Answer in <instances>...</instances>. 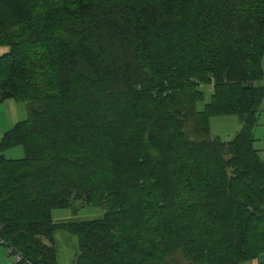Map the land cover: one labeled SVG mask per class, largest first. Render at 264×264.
<instances>
[{"label": "trees", "instance_id": "trees-1", "mask_svg": "<svg viewBox=\"0 0 264 264\" xmlns=\"http://www.w3.org/2000/svg\"><path fill=\"white\" fill-rule=\"evenodd\" d=\"M0 102L26 117L0 153V247L13 264H240L264 253V0H0ZM211 86L201 111L199 86ZM237 116L212 137L210 116ZM54 222L53 209L75 216Z\"/></svg>", "mask_w": 264, "mask_h": 264}, {"label": "rangeland", "instance_id": "rangeland-1", "mask_svg": "<svg viewBox=\"0 0 264 264\" xmlns=\"http://www.w3.org/2000/svg\"><path fill=\"white\" fill-rule=\"evenodd\" d=\"M259 68L262 74V82L259 83L264 89V54L262 55ZM198 89L202 94V99L196 102V111H201L203 106L208 103L211 89L206 86H199ZM5 105L0 104V138L2 134L8 130L12 125L19 121H22L26 117V106L20 101H14L10 99ZM209 132L212 137H217L221 141L230 140L235 132L240 126L239 118L237 116H220L214 115L210 116L207 120ZM253 143L252 147L257 151V154L262 162H264V96L263 101L257 110L256 125L252 129ZM0 155L6 160L19 159L23 156L22 149L19 146H13L7 150L0 153ZM101 209L86 207L79 209L78 213L75 215L77 217H92L101 214ZM71 216L69 209H53L50 212V217H65ZM74 244V250L76 247L75 237H69ZM55 254L57 264H71L73 261L75 253H71L68 246L63 248H56L55 244ZM64 256V258H62ZM0 264H13V259L7 254L5 248L0 247ZM240 264H264V253L257 259L240 263Z\"/></svg>", "mask_w": 264, "mask_h": 264}, {"label": "crops", "instance_id": "crops-1", "mask_svg": "<svg viewBox=\"0 0 264 264\" xmlns=\"http://www.w3.org/2000/svg\"><path fill=\"white\" fill-rule=\"evenodd\" d=\"M4 50L0 48V54L3 52ZM262 82V79L257 83V85H259V83ZM261 86V85H260ZM9 100H4L1 101L0 104L5 105L7 107L6 102H8ZM263 101V100H262ZM8 108V107H7ZM100 215L97 216H92V217H77V216H65V217H57V218H53V221L56 223L59 222H65V221H70V222H80V221H86V220H90L93 218H98L100 217ZM69 237H73L72 235L68 234L66 231L64 230H57L53 233V238H54V242L56 244V248L60 249L63 248L65 246H68L70 248V252L71 253H75L76 252V247L74 250V244L73 241L69 238ZM56 251V250H55ZM64 258V256L62 257Z\"/></svg>", "mask_w": 264, "mask_h": 264}, {"label": "built area", "instance_id": "built-area-1", "mask_svg": "<svg viewBox=\"0 0 264 264\" xmlns=\"http://www.w3.org/2000/svg\"><path fill=\"white\" fill-rule=\"evenodd\" d=\"M210 89H211V86H208ZM12 259H13V263H17V262H21L22 260H21V258L19 257V256H14V257H12ZM24 264H28V263H24Z\"/></svg>", "mask_w": 264, "mask_h": 264}]
</instances>
